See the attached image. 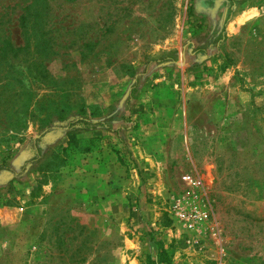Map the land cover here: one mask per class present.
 Returning <instances> with one entry per match:
<instances>
[{"label":"rangeland","instance_id":"rangeland-1","mask_svg":"<svg viewBox=\"0 0 264 264\" xmlns=\"http://www.w3.org/2000/svg\"><path fill=\"white\" fill-rule=\"evenodd\" d=\"M0 264H264V0H0Z\"/></svg>","mask_w":264,"mask_h":264},{"label":"trees","instance_id":"trees-1","mask_svg":"<svg viewBox=\"0 0 264 264\" xmlns=\"http://www.w3.org/2000/svg\"><path fill=\"white\" fill-rule=\"evenodd\" d=\"M26 35H27L26 37H29V33L27 32V30H26ZM71 123L72 124L74 123V125H75V128H73L72 130H77V131L70 132L71 129L69 131H67L68 140L73 139V136H74L73 133H76L78 135V134H80V132L86 133V132L93 131L94 132L93 135L97 136L100 133L98 127L105 128L104 126L107 125L106 123H103L102 121L93 122L91 120H87V119L82 118V117H78L76 120L71 121L70 124ZM72 124H71V126H72ZM76 124H79V126H76ZM105 129L109 130V127L106 126ZM56 154L58 155V153H56ZM56 154H55V152H53L52 155L55 156V158H56ZM58 161H59L58 166H60L61 161L59 159H58ZM158 247L160 248V257L158 258V261L161 262V263L162 262H167V253L165 252V250L162 249L161 242L158 243Z\"/></svg>","mask_w":264,"mask_h":264}]
</instances>
